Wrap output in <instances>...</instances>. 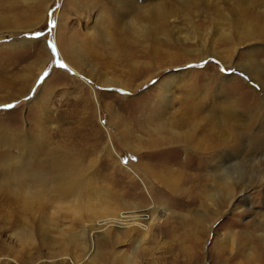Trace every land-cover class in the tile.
Wrapping results in <instances>:
<instances>
[{"label":"rangeland","instance_id":"obj_1","mask_svg":"<svg viewBox=\"0 0 264 264\" xmlns=\"http://www.w3.org/2000/svg\"><path fill=\"white\" fill-rule=\"evenodd\" d=\"M98 17L113 39L97 36L73 64L64 31L73 41ZM252 26L263 30L254 40ZM245 62L264 64V0H0V106L15 105L0 108V264H264V184L237 193L238 209L206 195L220 139L235 133L207 122L212 98L238 101L246 117L264 93ZM166 117L175 131L197 122V141L155 143ZM57 170L77 172L82 191L53 190ZM78 194L92 208L74 212Z\"/></svg>","mask_w":264,"mask_h":264},{"label":"bare ground","instance_id":"obj_2","mask_svg":"<svg viewBox=\"0 0 264 264\" xmlns=\"http://www.w3.org/2000/svg\"><path fill=\"white\" fill-rule=\"evenodd\" d=\"M108 1L113 3L115 0H108ZM154 7L155 6H152L150 9L145 11L146 16L149 15L147 12H149ZM47 9H48V6L45 8V12L47 11ZM161 14H162V11L157 9L155 15H157V17H158ZM29 26H30V24H29ZM255 26H257V25H255ZM101 27H102V23L98 17L95 19V24L91 25L90 27H87V31H84V33L83 32L80 33L79 31H77L76 35H75V39L73 41H72V38L70 36V32L67 29L68 34H67V31H64L65 32L64 37L68 40L63 39V41H65V47H64L65 49L59 48L60 51L66 52L68 54V56L70 57L71 62H73V64L78 65V63H80V60L83 59V55L86 58L87 55L89 54L88 52H89L90 43H91V41L95 40L97 36H100V38L103 40H106V36H107V38L108 37L112 38V34H110L109 32H106V28H105V30H102ZM132 29L135 30L136 34L140 35V36H141V34L145 35V36L148 34L147 29L144 30L142 24L133 25ZM63 30H66V27ZM260 31H263V30L256 29L254 26H252L246 32V34L249 36V39L254 40L255 37H253V36L256 33H259ZM251 40H249V41H251ZM86 41H87V43L85 44ZM58 42H59V39H58ZM61 46H62V43H61L60 47ZM80 46H83V47L81 48ZM253 57H255V56H253ZM48 58H46V59H44V60H42L39 63L34 65V67L36 68L35 74L28 76V78L29 77L32 78V76H33V78L31 79V80H33L31 82L32 83L30 86L31 88L34 86V84L38 78V75L41 73L42 69L45 67V65L48 61ZM241 67L243 68V70H245L247 72V74L252 79V81L256 82L260 86V88H262V91L264 92V64H261V65L255 64L254 65V64H251L250 62H245V64H241ZM165 80H166V78H165ZM166 89H167V85L162 84L159 87L160 93H158L157 97L161 98L162 93L165 92ZM219 97H220V99L216 100ZM161 99H163V98H161ZM259 101H260L259 106L254 110H249L248 113L245 114L246 117H243L244 114L240 110L242 106L240 105V103H238V101L232 100V99L225 97V96H222L221 94H219L217 96L215 95V98L213 97L211 100V103H212L211 108H210L211 112L206 116L207 122L209 123L211 120L217 119L219 126L226 127V125H227L230 129L235 131V133L233 134L234 136L232 135L229 137H224V138H226L224 140L220 139L221 141H223V144H225V147L222 151H219V155L216 158H218L220 156V154H222V159L220 158V160H218L216 162V164H214V166L212 167L213 168V175H214L213 185L217 186V187L210 186L209 191L206 192L208 199H210L213 204L215 203V200L219 199L218 197L223 196V199L225 198L223 202H225L226 200H230V201H232L233 208L238 209V204L236 203L238 198L235 199V196L238 195L237 193H239L241 196H243L246 199L249 196L248 195L249 189H251L254 186H259V185L264 184V93L259 96ZM198 102L200 103L199 100H198ZM162 103L166 104L164 100H162ZM193 104H194V102H193ZM167 121H169L168 117L163 118V120L158 122L157 126H155L156 129L154 130V134L157 137L155 139L156 140L155 143H160L162 141H166V142L174 144L175 141L183 140V141H185V144H187V143H189V141H193V140L197 141V134H196L198 132V128H197L198 123L197 122L192 123V125L189 127L188 130L175 131L172 129V125L170 126V123ZM49 122L51 123V121H49ZM211 126H213V125H211ZM221 129H223V128H221ZM228 139H232V140H228ZM216 140H217V142H219V138ZM230 142H232V146L229 145ZM43 166H44V164H42L41 160H40L35 168H39L41 173H43V170H44ZM35 168H33V169H35ZM57 171L58 172H56V171L53 172V176H54L53 178L55 179V181L57 180V182H58V179L61 178L60 179L61 181L58 183H55V185L53 186V190L61 191L64 194L71 195L73 192H75V191L77 192V191H80L82 189V188L81 189L79 188L80 185H79V182L77 181V178H76L78 176L77 172H75V173L72 172L66 176H63V175H61L59 170H57ZM65 174H66V172H65ZM41 175H43V174H41ZM78 178H79V176H78ZM55 181H53V182H55ZM83 196H85V195H83ZM76 197H77L76 201L77 200L78 201H77V203H75V205L73 204V206H74L73 211L74 212L80 213V211H82L81 208L84 205H86V209L92 208L93 203L89 202L90 200L85 202L86 198L81 197L79 194ZM41 199H42V194L40 191L34 192L33 194H29L25 198V200L29 204H32L35 201H38ZM65 206H67V205H65ZM162 210L163 209H161V211ZM146 215L144 216L143 219L146 218ZM135 216H136V214H135ZM158 216H152V218L150 219V223L151 224L155 223L157 221L156 218ZM160 218H161V216H160ZM158 219H159V217H158ZM213 227H214V225L212 224L211 228H213ZM64 236H66L65 233H64ZM73 236L86 239V238H88L89 234L86 231H84L83 233H79V234L74 233ZM227 236L232 237L231 233L228 234ZM87 255L90 259L94 260L98 257L99 252H97V248H95V252H91V250L89 252L87 251Z\"/></svg>","mask_w":264,"mask_h":264},{"label":"snow or ice","instance_id":"obj_3","mask_svg":"<svg viewBox=\"0 0 264 264\" xmlns=\"http://www.w3.org/2000/svg\"><path fill=\"white\" fill-rule=\"evenodd\" d=\"M49 24H50V26H51L52 28H55V26H56V22H55L54 20H50V21H49ZM41 35H42L41 32H36V33L33 34L34 37H40ZM46 46L50 49V51H51V53H52L53 56H56V55H57V45H56L52 40H47V41H46ZM54 63H55L56 66H58L60 69H66L68 73L75 75V73L72 72V69L69 68V67L67 66V64H66L65 62H63L62 60H60V59H56V60L54 61ZM218 66H219V65H218ZM220 71L223 73V72H226V71H229V70L226 69V68H222V67H221V68H220ZM231 71H232V72H235V71H237V69L233 68V69H231ZM50 75H51V74H50L48 71H45V72L43 73V75H41V76L39 77V81H38V82H43V81H45L46 78H50ZM88 83H92V81H88ZM115 91H120V90L117 89V90H115ZM25 99H28V97H25ZM13 107H15V105H13V104H11V103L0 106V108H3V109H12ZM131 159H132V160H136L137 157L133 156ZM122 163L125 164V165H127V164L129 163V160H128V159H125V160L122 161Z\"/></svg>","mask_w":264,"mask_h":264}]
</instances>
